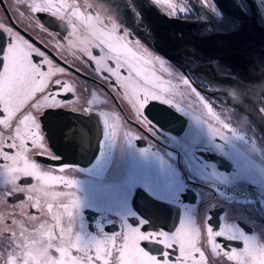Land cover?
Returning a JSON list of instances; mask_svg holds the SVG:
<instances>
[{"label": "snow or ice", "instance_id": "6c2138e0", "mask_svg": "<svg viewBox=\"0 0 264 264\" xmlns=\"http://www.w3.org/2000/svg\"><path fill=\"white\" fill-rule=\"evenodd\" d=\"M15 2L26 6L33 14H48L52 24L63 22L66 25L67 31L61 37L63 43L54 45L58 49L70 43L75 33L82 30L95 15L93 9L82 4L81 0ZM113 2L120 16L123 9L126 13H132L133 23L143 25V18L136 10V0H124L123 5L117 0ZM198 2L206 10L205 14L199 16L204 22L202 33H214L223 28L237 30L240 27L241 17L230 16L215 0ZM253 2L256 5V18L264 23V0ZM147 4L165 5L167 15L172 17L179 14L187 16L194 10L191 0H147ZM139 7H143V4ZM15 11L22 20L33 19L19 8ZM240 11L245 17L252 14L251 7L246 3L240 6ZM36 26L49 32L38 19ZM0 34L5 37L0 41V187L10 189L2 195L25 192V206L49 217L31 228L26 227L23 221L12 219L10 225L0 229V240L8 242L6 254H0L2 264H41L30 252L32 235H39L51 243L67 242V246L54 248L57 259L52 264H219L220 257L226 264H264V234L249 235L238 226V222H234V227L226 224L216 227L209 223L210 215L191 220L185 218L173 230H165L155 226L153 217L147 214V208H138L131 214L133 222H129V219L124 221L118 231L105 233L102 237H87L77 211L80 201L76 192L52 190L58 186L75 189L76 181L64 174L67 166L46 168L32 155L35 152L52 160L59 159L48 147L40 117L45 109L67 106L57 97L63 93H75L76 85L57 78L66 74V69L57 66L46 51L35 46L12 26L0 21ZM130 36L129 28L120 19L118 28L107 29L98 46L82 56L109 83L117 96L128 101L141 129V133L132 132L121 123L122 118L118 114L94 108L95 100H89L88 107L83 111L100 119L107 139L114 140L119 135L131 143L135 139L162 135L165 129L152 115L157 109L149 108L148 114H144L149 104L155 101L203 125L212 145V149L205 150H215L219 155L235 161L237 173L229 176L220 170L217 162L203 161V157H200L211 170L217 184L213 191L218 196L235 199L220 186L243 177L253 178V183L257 184L264 181V171H248L241 166L240 161L246 158L234 151L231 126L222 123L215 127L209 123L210 119L218 120L213 104L197 90L190 78L175 71L169 61L150 51L140 40L130 39ZM191 51L193 56L189 60L196 63L197 49L192 47ZM214 71L229 79L238 78L220 66L214 67ZM238 82H243V79L239 78ZM92 96L95 97L96 93L93 92ZM176 97L182 103L176 102ZM241 107L251 115V107ZM256 112L264 121V98H261ZM74 131L71 126L64 130L66 136ZM5 132L8 134L5 135ZM81 132L86 133L87 129H81ZM56 172L60 174H54ZM21 178H32L35 183L21 186ZM240 202L253 201L243 199ZM261 205L264 206V200H261ZM27 219L38 221L39 216L33 214ZM5 222V215L0 214V225ZM232 242H240L242 247H235ZM213 258L217 259L214 261Z\"/></svg>", "mask_w": 264, "mask_h": 264}, {"label": "flooded vegetation", "instance_id": "af4514ba", "mask_svg": "<svg viewBox=\"0 0 264 264\" xmlns=\"http://www.w3.org/2000/svg\"><path fill=\"white\" fill-rule=\"evenodd\" d=\"M117 2L123 3L119 0ZM191 2L194 6L193 12L187 16L179 14L178 17L167 15L165 5H154L171 19L198 21L199 16L205 14L206 10L198 0ZM215 2L222 10L235 17L238 12L241 13L240 6L246 3L252 9V14L247 17L260 25L264 35V23L255 16L256 5L253 0ZM81 3L93 9L95 18L105 12L117 15L129 28L130 39L140 40L150 51L169 61L175 71L190 78L197 90L213 104L218 120L210 119L209 123L215 127L222 123L231 124L233 131L230 135L234 138V151L246 158L240 161L241 166L248 171H264V136L252 117L228 105L214 92L211 93L216 96L206 94L203 90L214 91L212 86L202 76L187 69L184 62L176 66L152 45L147 44L139 35L133 17L126 16L123 9L120 16L117 9L113 11L103 0H81ZM17 8L33 19L22 20L15 11ZM37 19L49 32H44L36 26ZM50 19L45 13H31L26 6L17 5L15 0H0V21L12 26L35 46L46 51L57 66L64 67L66 74L57 78L76 85L75 93H63L57 97L67 106L45 109L40 117L48 147L59 159L52 160L35 152L32 155L46 168L58 169L67 166L64 174L76 181L75 189L58 186L52 190L76 192L80 201L77 211L84 226V234L91 238L118 231L124 221L129 219V222H133L131 214L138 208H147V214L153 217L155 226L165 230H173L185 218L191 220L210 215L209 223L216 227L225 224L234 227V222H238V226L249 235L264 234V206L261 205V200H264V181L257 184L253 183V178L243 177L220 186L229 196H235V199L218 196L213 191L217 186L216 181L203 161L217 162L220 170L229 176L237 173V167L234 160L219 155L215 150H205L212 149V145L203 125L197 124L189 117L181 116L173 108L153 101L144 114H148L149 108L157 109L152 115L165 129L162 135L135 139L131 143L119 135L114 140L107 139L100 119L84 113L83 110L88 107L87 102L95 100L94 108L118 114L122 118L121 123L128 129L141 133L136 123L135 111L128 101L117 96L86 58L70 57L54 46L56 43H63L61 37L67 27L63 22L52 24ZM105 24H108V21H105ZM57 33L58 35H55ZM4 39L0 34V41ZM261 47L264 48V45ZM263 63L264 56L261 60V64ZM262 67L264 69V65ZM93 92L96 93L95 97L92 96ZM175 100L182 103L179 97ZM256 104L259 107L258 101ZM149 119H152V116H149ZM68 126L75 129L70 136H66L64 132ZM81 129H87V132L82 133ZM7 134L5 132V135ZM200 157H203V161ZM19 183L21 186H28L35 181L32 178H21ZM9 190L0 187V214L6 217V222L0 225V229L10 225L12 219L23 221L25 226L30 228L49 219L47 215L36 213L30 206H25L27 193L2 195ZM243 199L253 202L241 203ZM33 214L39 216L38 221L27 219ZM232 243L235 247H242L240 242ZM7 250L8 242L0 240V254H6ZM216 259L213 258L214 261ZM218 259L219 264H226L222 257Z\"/></svg>", "mask_w": 264, "mask_h": 264}, {"label": "water", "instance_id": "95a60500", "mask_svg": "<svg viewBox=\"0 0 264 264\" xmlns=\"http://www.w3.org/2000/svg\"><path fill=\"white\" fill-rule=\"evenodd\" d=\"M103 1L113 11L117 9L113 0ZM119 1L124 3V0ZM136 3L138 5L136 10L140 12L144 21L143 25L139 23L136 25L144 41L176 66L184 62L187 69L202 76L214 90H203L206 94L217 95L244 114L247 112L241 106L251 107V115L247 114L255 120L264 136V121L256 112L257 104H253V100L260 102L261 98H264V92L260 91L258 85V82L264 81V69L259 65L264 56V48L261 47L264 45V35L260 25L238 12L237 17H241V25L237 30L223 28L217 29L214 33H202L204 22L201 20L171 19L154 4H147L146 0H136ZM140 4H143V7H139ZM124 13L126 16H132L130 12ZM192 47L197 49L196 63H191L189 60L193 56ZM216 66L222 67L238 78L229 79L227 76L217 75L214 71ZM239 78L243 79V82H238ZM229 85L237 90L238 94L251 99H248L247 103H238L236 99L230 97V89L227 87Z\"/></svg>", "mask_w": 264, "mask_h": 264}, {"label": "clouds", "instance_id": "9594fccd", "mask_svg": "<svg viewBox=\"0 0 264 264\" xmlns=\"http://www.w3.org/2000/svg\"><path fill=\"white\" fill-rule=\"evenodd\" d=\"M105 21H108V24H105ZM118 27L119 19L117 15L105 12L99 15V18L94 17L82 30L77 31L70 43L61 46V51L70 57L86 56L98 46V42L102 39L107 29H116ZM258 85L260 91L264 92V81L258 82ZM227 87L230 89V97L236 99L238 103H247L248 99H251L243 94H238L237 90L233 89L232 86L229 85ZM245 115L248 114L245 113ZM30 239L33 241L30 248L31 255L39 260L41 264H52L57 259V256L54 255V248L67 246L66 241L51 243L39 235H32Z\"/></svg>", "mask_w": 264, "mask_h": 264}, {"label": "rangeland", "instance_id": "374dc122", "mask_svg": "<svg viewBox=\"0 0 264 264\" xmlns=\"http://www.w3.org/2000/svg\"><path fill=\"white\" fill-rule=\"evenodd\" d=\"M229 125H231V124L229 123Z\"/></svg>", "mask_w": 264, "mask_h": 264}]
</instances>
